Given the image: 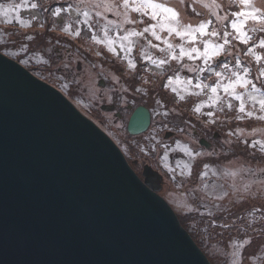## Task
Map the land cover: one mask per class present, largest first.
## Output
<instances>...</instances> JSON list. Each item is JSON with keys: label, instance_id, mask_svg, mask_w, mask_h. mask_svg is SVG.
<instances>
[{"label": "rangeland", "instance_id": "rangeland-1", "mask_svg": "<svg viewBox=\"0 0 264 264\" xmlns=\"http://www.w3.org/2000/svg\"><path fill=\"white\" fill-rule=\"evenodd\" d=\"M63 1L69 3L67 8L59 5ZM78 1L0 0V5H20L7 15L0 9V53L57 88L116 143L137 176L143 177L145 167L162 175L159 195L207 261L264 264V119H260L264 116L260 103L264 100V77L257 71L264 60L257 62L246 54L248 47H253L252 40L258 45L264 33L249 31L252 40L244 44L231 28L236 19L233 13L253 7L264 11V0H252L249 6L239 0H165L179 13L181 23L193 28L206 23L208 33H218H194L180 42L178 36L165 32L166 20L160 21L166 25L161 28L149 17L115 7L117 0ZM100 3L111 5V10L98 9ZM91 8L102 15L96 17ZM78 15L85 21L78 20ZM254 23L259 24L248 21L247 28ZM76 24L79 34L69 38L65 29ZM150 25H156L159 40L152 36L153 29L144 32ZM225 32L230 35L225 37ZM205 43L210 50L224 45L208 65L197 53H192L193 59L187 55L172 59L179 56L181 47L186 53L192 48L203 52ZM253 51L264 56V49L258 46ZM161 60L167 62L160 64ZM129 61L134 68L129 67ZM223 63H228L229 69L218 67ZM209 66L224 75L217 78L214 71L195 70ZM232 72L251 83L236 84L234 90L225 92L223 85L230 82ZM217 83L220 87L212 93L211 87ZM112 104L115 111L102 110ZM138 107L148 108L152 121L147 132L131 136L126 126ZM204 139L210 147L201 145Z\"/></svg>", "mask_w": 264, "mask_h": 264}, {"label": "water", "instance_id": "water-1", "mask_svg": "<svg viewBox=\"0 0 264 264\" xmlns=\"http://www.w3.org/2000/svg\"><path fill=\"white\" fill-rule=\"evenodd\" d=\"M150 122L138 107L127 132ZM161 183L148 167L140 179L57 88L0 53V264H211Z\"/></svg>", "mask_w": 264, "mask_h": 264}, {"label": "snow or ice", "instance_id": "snow-or-ice-1", "mask_svg": "<svg viewBox=\"0 0 264 264\" xmlns=\"http://www.w3.org/2000/svg\"><path fill=\"white\" fill-rule=\"evenodd\" d=\"M239 3L244 6H249L252 3V0H239ZM20 7L19 4H14V5H0V9H3L4 14L7 15L10 12L15 11ZM32 8H36V4L31 5ZM96 7L99 9L101 7H107L109 10H111V5H104L103 3L97 4ZM115 7L120 8L122 7L126 12L131 11L140 14L141 16L144 17H149L150 20L156 21L157 24L160 25L161 28H164L166 25L161 24V20H166L167 23V31L168 33L175 34L176 36L184 37L188 35H193L194 33H200L202 35H212L216 36L218 33L213 30L211 33L207 32V25L206 23H200L196 28H193L191 25H185L180 22V17L179 13L173 8L167 6L165 0H122V4L117 0V3L115 4ZM99 14V13H97ZM87 15V13H85ZM233 16L236 17V19H233L231 22V28L234 30V32L237 35V38L240 40L241 43L248 44L250 40H252V37L248 34L249 31L251 32H262L264 33V11H262L259 8H251L249 11H237L233 13ZM248 21L252 22H259L258 26L254 25L249 29L247 28ZM134 22V21H133ZM156 25H150L148 28L144 29V32H148L151 29L152 36H154L157 40L160 39V36L157 35L156 31L154 30ZM79 33H77L78 35ZM133 35H142V33H132ZM230 35V33L225 32L224 36L227 37ZM31 39V37H29ZM127 39V37H125ZM228 40H224V44H227ZM253 47L258 46L260 49H264V38H260L258 40V45L257 42L252 40ZM155 47V45H153ZM172 45L169 44L168 48L172 49ZM224 45H218L212 48L211 50L209 49V46L207 43H205L204 50L201 52L198 48H192L191 52H185L183 47H181L179 56L173 55L172 59L179 60L183 58L185 55L188 56L189 59H193L194 57L192 56V53H197L198 55L202 56L204 58L205 65H208L209 61L212 60L214 57H218V55L222 52ZM253 47H248L246 54H251L254 56L255 60L257 62H260L264 60V56H261L259 54H256L253 51ZM110 51L112 50L111 48L109 49ZM166 60H161L159 63L164 64L166 63ZM153 63H156V61H153ZM240 62L237 61V64ZM129 67L134 68L135 65L129 61ZM218 67H221L224 70L229 69V64L228 63H223L218 65ZM196 71L199 72H204V71H214L215 76L217 78H221L224 73L223 71H215L212 69L210 66L206 68H197L195 69ZM189 71H193V69H189ZM259 72V75L261 77H264V64H261V66L257 69ZM245 73H248V69H244ZM231 77H236V80L234 82L231 81ZM231 77H229L230 82L223 85L224 91L228 92L230 89L235 88L236 84H241V85H248L251 83V81L244 79L241 77L238 73L232 72ZM173 78H169V84L172 83ZM176 79H179V76L177 75ZM188 84H191V80L187 81ZM254 90L259 91V89H255V85H252ZM196 88H201V84H196ZM203 87H208V85H204ZM220 87V84L217 83L216 86L211 87V92L216 93L217 88ZM173 92H176V89H172ZM198 94V93H197ZM235 98L237 100L241 99V96L239 94H235ZM183 99V97H181ZM261 108L264 109V100H261ZM228 107H231L229 104ZM196 111H199V108L196 109ZM240 111H244V106L241 104ZM211 115V113H209ZM251 115V113H249ZM260 119H264V116L260 117ZM185 151L188 152L189 155H192L191 151L185 148Z\"/></svg>", "mask_w": 264, "mask_h": 264}, {"label": "flooded vegetation", "instance_id": "flooded-vegetation-1", "mask_svg": "<svg viewBox=\"0 0 264 264\" xmlns=\"http://www.w3.org/2000/svg\"><path fill=\"white\" fill-rule=\"evenodd\" d=\"M76 1L79 2L78 0H76ZM68 4H69L68 2L63 1V3H61V4H59V5L65 7V8H67ZM64 5H65V6H64ZM81 6H82V5H81ZM86 7H87V6H86ZM58 8H61V7H58ZM93 9H94V8H91V10H92L93 12L96 13V17H97V12H98V13H100V12H99L98 9H94V10H93ZM70 12H71V11H70ZM75 12H76V11H75ZM54 13H55V12H54ZM100 14H101V13H100ZM70 15H71V14H70ZM101 15H102V14H101ZM108 16L110 17V15H108ZM100 17H101V16H100ZM69 18L73 19L72 17H69ZM76 18H77V19L79 18L78 20H80L81 18L84 19L83 16H81V15H80V16L78 15ZM111 18H112V17H111ZM77 19H75L74 21H72L73 24L76 23V20H77ZM100 19H102V17H101ZM70 21H71V20H70ZM83 21H85V19H84ZM153 22H154V21H153ZM84 24H86V22H85ZM74 25H75V24H74ZM65 30H67V34H66V35L69 36V38H74V37L76 36V34H77L76 31L79 30V29L77 28V24H76V26H75L73 29L70 28V29H65ZM165 32H167L166 29H165ZM90 33H91V32H90ZM90 33H89V36H91ZM112 34H113V35H111V34H110V35H111V36H114V35H115L114 32H112ZM112 105H113V104H112ZM111 107H113V110H114V111L116 110L115 105H113V106H111ZM115 114H116V113H115ZM208 145H209V147L211 146V144H208ZM209 147H208V148H209ZM204 148H205V147H204ZM142 175H143V174H142ZM161 190H162V189H161Z\"/></svg>", "mask_w": 264, "mask_h": 264}, {"label": "bare ground", "instance_id": "bare-ground-1", "mask_svg": "<svg viewBox=\"0 0 264 264\" xmlns=\"http://www.w3.org/2000/svg\"><path fill=\"white\" fill-rule=\"evenodd\" d=\"M148 109V108H147ZM148 111H149V113H150V116H151V112H150V110L148 109ZM151 121H152V116H151ZM150 124H151V122H150ZM150 124H149V126H150ZM148 129H149V127H148ZM205 140V139H204ZM202 142V141H201ZM208 144H210L209 142H207V140H205V141H203V145H208ZM159 174V173H158ZM160 175V177L162 178V175L161 174H159ZM140 179H142L143 180V177L142 178H140ZM162 183H163V178H162ZM161 193V191L160 192H158L157 194L159 195ZM172 209V208H171ZM173 210V209H172ZM175 213V212H174ZM176 215V214H175ZM188 232V231H187ZM191 237V236H190Z\"/></svg>", "mask_w": 264, "mask_h": 264}, {"label": "trees", "instance_id": "trees-1", "mask_svg": "<svg viewBox=\"0 0 264 264\" xmlns=\"http://www.w3.org/2000/svg\"><path fill=\"white\" fill-rule=\"evenodd\" d=\"M171 35H174V34H171ZM174 36L177 37L176 35H174ZM178 38H179V42L183 40V39H182L183 37L178 36ZM185 41H186V40H184V42H185ZM178 45H179V44H178ZM177 47H181V46L179 45V46H177Z\"/></svg>", "mask_w": 264, "mask_h": 264}]
</instances>
